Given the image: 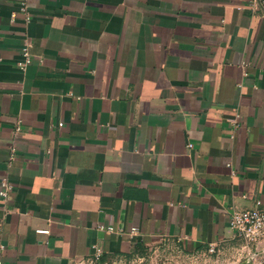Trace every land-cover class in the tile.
Listing matches in <instances>:
<instances>
[{
    "label": "crops",
    "instance_id": "crops-1",
    "mask_svg": "<svg viewBox=\"0 0 264 264\" xmlns=\"http://www.w3.org/2000/svg\"><path fill=\"white\" fill-rule=\"evenodd\" d=\"M247 4L0 0L2 264H89L94 245L100 264L246 261L231 216L264 208V10Z\"/></svg>",
    "mask_w": 264,
    "mask_h": 264
},
{
    "label": "built area",
    "instance_id": "built-area-1",
    "mask_svg": "<svg viewBox=\"0 0 264 264\" xmlns=\"http://www.w3.org/2000/svg\"><path fill=\"white\" fill-rule=\"evenodd\" d=\"M247 6L251 9L261 8L264 10V0H248ZM240 6L239 8H242ZM28 5L26 1L22 3V11L27 13ZM28 20L30 17H27ZM30 44L27 43L22 49V59L18 62L20 68L25 69L32 61ZM62 125V123L60 124ZM13 186L8 180L2 182L1 197L8 198ZM231 227L236 235L243 239L249 255L245 262L239 264H264V250L252 252L250 247L264 240V208L261 202L258 201L256 207L252 209L236 210L233 212L230 221ZM109 229H112L110 227ZM135 231V230H134ZM44 232V230H40ZM45 233V232H44ZM215 247H211L210 251H214ZM104 255L103 248L99 245H94L92 248V256L89 259V264H100ZM0 264L2 262L0 261Z\"/></svg>",
    "mask_w": 264,
    "mask_h": 264
},
{
    "label": "rangeland",
    "instance_id": "rangeland-1",
    "mask_svg": "<svg viewBox=\"0 0 264 264\" xmlns=\"http://www.w3.org/2000/svg\"><path fill=\"white\" fill-rule=\"evenodd\" d=\"M144 261H135L132 259V262L128 264H192L188 260L186 262H182L181 260L171 259L168 253L164 250H160L157 254H150L148 256H144ZM118 264H125L124 262ZM127 264V263H126Z\"/></svg>",
    "mask_w": 264,
    "mask_h": 264
}]
</instances>
